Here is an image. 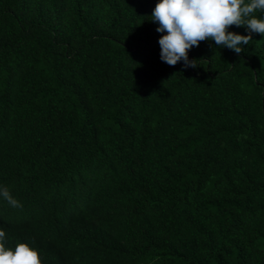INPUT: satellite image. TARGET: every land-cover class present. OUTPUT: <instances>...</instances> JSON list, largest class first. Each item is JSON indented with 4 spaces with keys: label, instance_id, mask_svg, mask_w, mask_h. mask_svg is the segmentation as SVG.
<instances>
[{
    "label": "trees",
    "instance_id": "16d2710c",
    "mask_svg": "<svg viewBox=\"0 0 264 264\" xmlns=\"http://www.w3.org/2000/svg\"><path fill=\"white\" fill-rule=\"evenodd\" d=\"M157 2L0 0V187L23 205L0 198L6 247L42 264H264V36L169 66Z\"/></svg>",
    "mask_w": 264,
    "mask_h": 264
},
{
    "label": "clouds",
    "instance_id": "9594fccd",
    "mask_svg": "<svg viewBox=\"0 0 264 264\" xmlns=\"http://www.w3.org/2000/svg\"><path fill=\"white\" fill-rule=\"evenodd\" d=\"M264 12V0H158L151 13V21L158 24L156 31L166 33L158 43L160 59L169 66L184 62V68L197 67L189 60L188 52L205 40L215 41L239 54L241 45L252 41V34L264 36V19L255 12ZM244 26L248 35L230 32V26ZM0 198L14 208H22L6 187H0ZM6 233L0 229V264H42L39 252L27 243L5 246Z\"/></svg>",
    "mask_w": 264,
    "mask_h": 264
}]
</instances>
